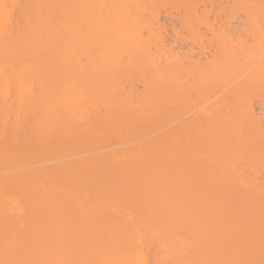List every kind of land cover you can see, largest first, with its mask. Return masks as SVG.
Listing matches in <instances>:
<instances>
[{"label": "bare ground", "instance_id": "1", "mask_svg": "<svg viewBox=\"0 0 264 264\" xmlns=\"http://www.w3.org/2000/svg\"><path fill=\"white\" fill-rule=\"evenodd\" d=\"M231 1L252 44L218 0H0V264H264V0Z\"/></svg>", "mask_w": 264, "mask_h": 264}, {"label": "rangeland", "instance_id": "2", "mask_svg": "<svg viewBox=\"0 0 264 264\" xmlns=\"http://www.w3.org/2000/svg\"><path fill=\"white\" fill-rule=\"evenodd\" d=\"M209 1H211V0H208V3H207V0H203L202 4H204V2H205L204 6H206V8H208V6L206 5V3L209 5ZM218 1H219V3H221V5H223L224 2H225L224 4H226V5H224V7H223V6H219V7H221L222 9H224V11H223V14H224V15L222 14V12L219 13V15L222 14L223 17H222L221 19H222V20L224 19V20L226 21L227 26H226V28H225V25H223V24H225V21H224V23H223V21H221L222 23H220V26H221V24H222V26L220 27L219 24H218V23L220 22V21H219L220 19L218 20L219 22H218V21H215V20H217L218 16H217V18H215V17H216L215 15L211 16L212 13L214 12V11H213V8H214V7L211 8L210 13L207 14V15H209L208 19H211V18H212L211 20H209V22H210V23H213V24H217V25H215L216 28H214L215 32H217V30H219L220 28H223V27H224L225 29H229L228 31H229L230 33H232V31H233L232 34H230L229 32L226 33V31H224V32L227 34V35H226L227 37H228V35H229V36L231 35V36L233 37V40L235 39L236 42H239V41L236 40V38H234V37H236V34H235L234 32H237V33L240 34L241 36H242L243 34H245V31H243V29H247V28H245L246 26H245V22H244V21L247 22V20H248V19L246 18L247 15H246V16L242 15L241 12H240V13L238 12L239 10H238L237 8H234V7H233L234 12H236L237 14H235L236 16L233 15L235 18L232 17V14H230V15H231V18H230L229 15L226 16L227 11L225 10V7H226V6H230L231 4L233 5V2H234V1H233V2H232L231 0H223V1H222V0H218ZM221 1H222L223 3H222ZM228 1H229V2H228ZM253 1H255V0H253ZM212 2H213V0H212ZM216 2H217V0H215V4H216ZM245 2H246L247 4H246ZM245 2L243 1L242 3H245V5H248V4L250 5V4L252 3L251 0H248V2H247V0H245ZM250 2H251V3H250ZM217 3H218V2H217ZM227 3H228L229 5H228ZM237 3H239V2L237 1ZM202 4H201V5H202ZM211 4L213 5L214 3H211ZM211 4H210V5H211ZM199 5H200V2H199ZM201 5H200V6H201ZM212 5H211V6H212ZM217 5H218V4H217ZM219 5H220V4H219ZM204 6L202 5V6H201V9H202ZM213 6H214V5H213ZM215 6H216V5H215ZM198 8H199V6H198ZM230 8H231V7H230ZM173 9H174V8H173ZM201 9L199 8V11H200ZM215 9L217 10V13H218V8L215 7ZM226 9L228 10L229 8L226 7ZM231 9H232V8H231ZM202 10H203V9H202ZM208 10H209V9H208ZM219 10H221V9H219ZM167 11H168V9H167ZM175 11L178 12L177 14H179V16L183 13L180 9H177V10L175 9ZM175 11H174V12L172 11L173 13L170 11V13H171L172 16H170V14H168V15H169V16H168V15L165 13L166 11H165V10L163 11V9H162L161 11H159V13L161 12L160 14L158 13L159 16L162 15L161 17L158 16V17H159V18H158L159 22L161 23V21H162L161 25H164V26H165V27L163 26V27H164V30H165V28H167V29L164 31V33H163V37H164V36L167 37L166 39L164 38L165 41H166V40L168 39V37L170 36V37H169V38H170V39H169L170 42H169V41H166V42H169L170 44H173V43H174V40L171 39V38L173 37V35H174L173 33H171L173 30H174V31L177 30V31L179 32V34H178V32L176 33V34H177V37H178V35H181V36H182V35L184 34L182 37H183V39H184L186 42H187V41H190V39H188V38L191 36V41H190V42H187V43L182 39V37H181V38H178L180 42L177 40V41H178V43H177V41H176L177 38L174 36L176 39H175V43H174V45H172V48H173V46H174V48H175V47L177 48V50H176V48H175V50H174L175 52H178L179 49L182 48V49H180V51H181L180 53H182V51H183V52H184L183 54H187V55H186V56H187V57H186V60L188 59L187 62L190 61L191 64L193 63L194 66H196V65H197V64H196L197 61H195V60H196V59L200 60V58H201V57L199 56V54H201L199 51H201L203 54H205V56H206V58H207V57L210 56L209 54H212V52H213L212 49L214 50V49L216 48V46H217V45H215L214 43L211 44V43L209 42V43L211 44V45H210V44L207 42V41L212 40V36H213V34L210 35V33H213V32H211V31H213V30H211V28H210L211 31L209 30V32H208V29H206V31H205L204 29H205L206 27L200 25L201 28L203 27L202 29L200 28V29L198 30V31L201 30V31H200L201 33H199V32L197 33V31H196V33L199 34L198 36H200V34L203 33L202 36H203L204 38H203V40H202L201 43H199V42L197 41V43H199V45H197L196 42H192L193 39H194V38H195V39H198V38L202 39V38H201L202 36H201V37H198V36H197L198 38H196V37L193 38L192 35H189V37H187L186 35H187L188 31H186L187 29H185V28H188V27H185V25H184V27H183L184 29H181V28H182L181 24H182L183 22H181V24H180V20H179V19H181V21H183V20H182L183 17H182V18L178 17L177 14H175ZM180 11H181L182 13H181ZM212 11H213V12H212ZM225 11H226V13H225ZM231 11H233V10H231ZM241 11H243V10H241ZM179 12H180L181 14H180ZM228 12H229V11H228ZM168 13H169V12H168ZM217 13H216V11H215V14H217ZM243 13H244V11H243ZM163 14H164V15H163ZM213 14H214V13H213ZM238 14H239L241 17H240ZM166 15L168 16V18H167ZM173 15H174V16H173ZM217 15H218V14H217ZM175 16H177L179 19H178L177 17H175ZM220 16H221V15H220ZM228 16H229L230 19H227ZM171 17H172V18L175 17V19H173V20H175V21H173ZM243 17H245V18H243ZM170 18H171V19H170ZM176 18H177V21H176ZM232 18H234V19H232ZM161 19H162V20H161ZM214 19H215V20H214ZM240 19H241V20H240ZM246 19H247V20H246ZM163 20H164V21H163ZM178 20H179V22H178ZM213 20H214V21H213ZM229 20H231V21L229 22ZM232 20H233V21H232ZM235 20H236V21H235ZM237 20L240 21V22H238ZM253 20H254V18H253ZM169 21H170V22H169ZM172 21H173V22H172ZM242 21H243V22H242ZM174 22H176V23H174ZM217 22H218V23H217ZM232 22H233V23H232ZM237 22H238V23H237ZM260 22H261V21H260ZM163 23H164V24H163ZM229 23H230V24H229ZM170 24H171V25H170ZM176 24H177V25H176ZM213 24H211V25H213ZM195 25L197 26V23H196V22H195ZM228 25H231V27H229ZM235 25H236V26H235ZM246 25L248 26L247 23H246ZM172 26H173L174 29L172 28ZM196 26H195V27H196ZM215 26H211V27H215ZM218 26H219L220 28H219ZM249 26L251 27V25H249ZM249 26H248V27H249ZM192 27L194 28V25H192ZM227 27H228V28H227ZM234 27H235V28H234ZM250 27H249V28H250ZM175 28H177V29H175ZM189 28H191V26H190ZM189 28H188V29H189ZM193 28H192V29H193ZM196 28H199V25H198ZM224 28H223V30H225ZM230 28H231V29L233 28V29L231 30ZM240 28H241V29H240ZM179 29H180V30H179ZM192 29H191V30L189 29V31H192ZM169 30H170V31H169ZM195 30H197V29H195ZM195 30H194V32H195ZM202 30H203V32H202ZM167 31H169V32H167ZM174 31H173V32H174ZM180 31H183L184 33H183V32H180ZM241 31H242L243 33H242ZM246 32H247L246 34H250L249 32H252V30L250 31V30L248 29V31L246 30ZM166 33L169 34V36L166 35ZM170 33L172 34V37H171V34H170ZM185 33H186V35H185ZM204 35H205V36H204ZM240 35H238V37H239ZM208 36H211V38L208 37ZM231 36H230V38H231ZM248 36H249V35H247V36L243 35L242 37L245 38V39L243 38V39L245 40V42H244L245 44H247L246 42L249 41V43H248V45H249V44H252V41H251L252 38H250V37H252V36H250L249 38H248ZM174 37H173V38H174ZM206 37H207V38H210V40H208ZM238 37H237V38H238ZM242 37H241V38H242ZM192 38H193V39H192ZM230 38H229V39H230ZM187 39H188V40H187ZM204 39H207V41L204 40ZM231 39H232V38H231ZM239 39H240V37H239ZM239 39H238V40H239ZM246 39H247V40H246ZM181 40H182V41H181ZM198 40H199V39H198ZM240 40H241V39H240ZM244 40H243V41H244ZM183 41H184L185 43H184ZM195 41H196V40H195ZM204 41H206V43H205ZM241 41H242V40H241ZM241 41H240V43L243 44V41H242V42H241ZM181 42H182V43H181ZM190 43H191V44H190ZM193 43H194V44H193ZM202 43L205 44V46H206V44L208 43V44H207L208 46H206V49H205L204 52H203V48H202V50H199V49H200L199 46H200V45H203ZM178 44H179V45H178ZM185 44H186V45H185ZM245 44H243V45H245ZM184 45H185V46H184ZM192 45H194V46L196 45V46L194 47V46H192ZM182 46H183V47H182ZM186 46H187V47H186ZM197 46H198V48H197ZM203 46H204V45H203ZM205 46H204V48H205ZM245 46H247V45H245ZM201 47H202V46H201ZM211 47H212V49H210ZM174 48H173V49H174ZM189 48H190V49H189ZM191 48H192V49H191ZM195 48H197V49L194 50ZM219 49H220V48H218V49L216 48V49H215V50H217L216 52H218ZM188 50H189V51L191 50V53L188 52ZM193 50H194V51H193ZM197 50H198V51H197ZM206 51H207V52H206ZM208 51H209V52H208ZM196 52H197V53H196ZM205 52L207 53V55H206ZM216 52H215V53H216ZM180 53H179V54H180ZM192 53H193V54H192ZM194 53H195V54H194ZM198 53H199V54H198ZM208 53H209V54H208ZM215 53L213 52V54H215ZM196 54H197V55H196ZM203 54H201V56H204ZM194 56H195V57H194ZM198 56H199V57H198ZM211 56H212V55H211ZM194 58H196V59H194ZM202 59H205V57H202ZM185 62H186V61H185ZM188 63H189V62H188ZM185 65H187V63H186ZM194 66H193V67H194ZM196 68H197V67H196ZM196 68H195V69H196ZM193 69H194V68H192L191 70H193ZM195 69H194V70H195ZM194 70H193V71H194ZM181 72H182V71H181ZM183 72H184V71H183ZM183 72H182V73H183ZM179 73H180V72H179ZM182 73H180L179 76H180ZM183 76H185V72H184V75L182 74V76H180V77H183ZM185 78H186V77H185ZM231 83H232V82H231ZM231 83H229V85H231ZM139 85H140V84H137V85L135 84V88H137L138 91H139V90L141 91L142 88H141V85H140V86H139ZM136 86H137V87H136ZM138 87L141 88V89H139ZM230 87H231V86H230ZM255 87H256V86H255ZM250 88L253 89L254 87H250ZM256 88H258V87H256ZM227 89L229 90V88H227ZM227 89H226V90H227ZM250 90H251V89H249V91H250ZM254 90H255V89H254ZM257 90H258V89H257ZM251 91H252V90H251ZM255 91H256V90H255ZM225 92H226V91H225ZM253 92H254V91H253ZM253 92H251V95L253 94ZM258 92H259V94L261 93L260 90L257 91L256 93H258ZM192 93H194V91H192V92L190 93V95H192V97L195 98V97H194L195 93H194V94H192ZM226 93H227V92H226ZM256 93H255V94H256ZM247 94H249V93L247 92ZM255 94H254V96H255ZM259 94H257V95L254 97V101L251 99L252 97H250L251 102H249V101H250V100H249L247 103H248L249 106L251 107V110L253 111L252 114L254 115L255 118H259V116H261V117H260L261 119H259V121H260L261 123L257 120V122H259L261 125H260L259 127H257V128L260 130L259 133H260L261 135L264 136V119L262 118V117H264V114H263V113L261 112V110H260V109H261V108H260L261 105H260L259 101L262 100V98H261V96H260V100H258V99H259ZM249 96H250V94H249ZM252 96H253V95H252ZM256 98H257V99H256ZM246 99H247V97H246ZM263 99H264V98H263ZM247 100H248V99H247ZM256 100H257V101H256ZM255 101H256V102H255ZM252 102H253V103H252ZM257 102H258V103H257ZM262 102H263V101H262ZM262 102H261V104H262ZM254 103H255V104H254ZM258 109H259V110H258ZM252 111H251V112H252ZM256 111H257V112H256ZM193 112H195V111H191L190 113L193 114ZM260 112H261V114H260ZM190 113H188V114H190ZM195 113H196V112H195ZM195 113H194V114H195ZM188 114H187V115H188ZM194 114H193V115H194ZM258 114H259V116L256 117ZM84 115H85V113H84V111H82V112H81V117H84ZM189 116H190V115H189ZM186 117H188V116H186ZM258 125H259V124L257 123V126H258ZM261 127H262V130H261ZM261 131H262L263 133H261ZM244 137H245V136H244ZM108 148H110V147H108ZM108 148H106V150H107ZM254 149H255V148H254ZM254 149H253V150H254ZM110 150H113V149L110 148V149H108L107 151H110ZM254 152L257 153V150H254ZM247 153H249V152H247ZM244 154L246 155L245 152H244ZM249 154H250V153H249ZM252 154H253V155H257L258 153H257V154H254L253 151L251 150V154L249 155L250 158H251ZM246 157H247V156H246ZM254 157L257 158V156H254ZM254 157H252L251 159H255ZM248 159H249V158H248ZM253 161L257 162V160H253ZM253 163H254V162H253ZM254 164H256V163H254ZM257 164H259V163H257ZM259 165H260V164H259ZM241 166H242V165H241ZM243 166H244V164H243ZM256 166H258V165H256ZM259 167H261V166H259ZM256 169L259 170V168H257V167H256ZM258 170H257V172H258ZM259 171H262V168H261V170H259ZM263 171H264V169H263ZM258 174H259V172H258ZM258 174H257V175H258ZM260 174L262 175V177H261V175H260V179H262V181H263V180H264V179H263V178H264V175H263L264 172H262V173H260ZM258 177H259V176H258ZM260 179H259V180H260Z\"/></svg>", "mask_w": 264, "mask_h": 264}]
</instances>
